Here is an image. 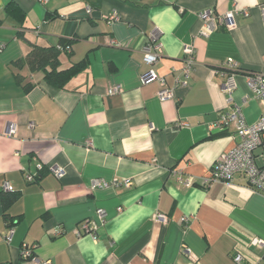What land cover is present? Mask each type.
I'll use <instances>...</instances> for the list:
<instances>
[{
    "label": "crops",
    "instance_id": "obj_1",
    "mask_svg": "<svg viewBox=\"0 0 264 264\" xmlns=\"http://www.w3.org/2000/svg\"><path fill=\"white\" fill-rule=\"evenodd\" d=\"M11 1L25 12L23 25L5 12ZM235 7L247 15L233 29L201 32L200 12ZM153 35L163 48L156 71L175 94L166 101L158 81L143 82ZM61 40L73 42L59 69L87 63L66 88L14 64L33 45ZM186 45L195 48L188 78ZM229 58L242 68L230 98ZM263 71L264 0H0V264H33L23 243L51 264H238L236 251L245 264H264V250L247 246L264 239V195L241 175L212 180L218 158L236 145L234 125H214L236 106L248 124L260 118L263 104L246 75ZM115 84L122 92L110 94ZM178 176L195 182L187 187ZM95 180L103 186L92 188ZM98 208L108 217L91 234L83 222Z\"/></svg>",
    "mask_w": 264,
    "mask_h": 264
},
{
    "label": "built area",
    "instance_id": "obj_2",
    "mask_svg": "<svg viewBox=\"0 0 264 264\" xmlns=\"http://www.w3.org/2000/svg\"><path fill=\"white\" fill-rule=\"evenodd\" d=\"M41 3L45 4L48 0H39ZM90 8L88 11L90 12ZM243 13L247 15L246 10H242L238 7L229 10L225 14H215L213 10H205L199 13V17L202 19L204 27L202 29L203 34H208L209 32L215 31L220 27L224 26L226 29L231 30L237 25L238 15ZM162 46L157 41V36L153 35L152 40L148 42L143 48V61L149 66L148 71L143 75V82H152L158 81L161 85V88L157 92V96L160 100L166 101L173 99L174 89L168 88L166 86V80L164 77L160 76L156 71V64L160 61L162 56ZM183 53L185 55L186 65L184 66V73L186 78L189 77L193 64L195 61V48L193 45L184 46ZM224 68L228 72L227 79L223 85L224 92L231 97L232 93L235 91L237 85L235 82V74L239 72L242 68L240 64L229 58L224 63ZM248 83L251 87L254 95L262 102L263 111L260 118L252 123L248 124L245 121L243 110L240 106H236L230 111H224L220 114L218 121L215 123L214 128L225 131L230 128L231 125L235 127V133L233 138L236 139V145L228 152L223 153L217 160L213 168V181H220L231 183L235 179L236 175L243 176L249 186L256 192L264 195V155H257L256 151L258 149H263L264 151V71L263 72H248L247 73ZM180 82V80H179ZM181 84L184 86H189L187 80H181ZM122 85L115 84L111 86L108 90L110 94H115L122 92ZM8 131L10 134L16 132V125L10 124ZM261 161H260V160ZM54 174L57 177H61L64 173V170L60 167H54ZM28 181H34L35 176L27 174L26 176ZM179 181L190 187L194 184V178L192 176H178ZM118 182H116L117 184ZM126 186L130 185V181L126 180ZM103 185L99 180H95L92 183V188L102 187ZM5 189H11L8 183L4 186ZM122 208H119L121 211ZM107 211L104 208H98L96 218H89L83 222L86 230L91 234H96L99 224H103L107 219ZM154 218L157 221H166L167 216L156 212ZM183 222H187L188 218L184 217ZM13 228H9L5 235V241L10 242L13 236ZM255 246L257 248L264 250V239L254 238L251 240L250 244L247 245ZM36 246L30 245L28 243H23L21 246V254L24 259L31 260L33 264H51L49 259L40 260L35 255ZM234 260L238 264H245L246 256L240 252L236 251L234 254Z\"/></svg>",
    "mask_w": 264,
    "mask_h": 264
},
{
    "label": "trees",
    "instance_id": "obj_3",
    "mask_svg": "<svg viewBox=\"0 0 264 264\" xmlns=\"http://www.w3.org/2000/svg\"><path fill=\"white\" fill-rule=\"evenodd\" d=\"M5 12L14 18L19 25L24 24L26 15L17 2H9L5 6ZM20 36L23 37L21 32ZM72 42V40H61L57 46L49 47L33 45V48L27 55L26 59L17 60L14 64L16 66H22L27 63L32 70L42 71L44 73V80L51 86L58 89L66 88L87 66L86 61L83 60L79 63L73 64L69 68L59 69V57L63 51L70 50ZM18 197V193L11 195L12 200L17 199Z\"/></svg>",
    "mask_w": 264,
    "mask_h": 264
}]
</instances>
